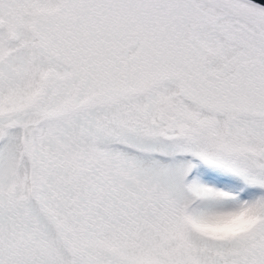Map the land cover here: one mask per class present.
Here are the masks:
<instances>
[{
    "label": "snow or ice",
    "instance_id": "1",
    "mask_svg": "<svg viewBox=\"0 0 264 264\" xmlns=\"http://www.w3.org/2000/svg\"><path fill=\"white\" fill-rule=\"evenodd\" d=\"M0 264H264V0H0Z\"/></svg>",
    "mask_w": 264,
    "mask_h": 264
}]
</instances>
